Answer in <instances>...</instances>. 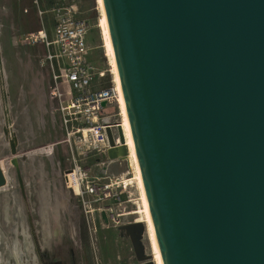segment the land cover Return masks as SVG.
Returning <instances> with one entry per match:
<instances>
[{
  "label": "water",
  "instance_id": "water-1",
  "mask_svg": "<svg viewBox=\"0 0 264 264\" xmlns=\"http://www.w3.org/2000/svg\"><path fill=\"white\" fill-rule=\"evenodd\" d=\"M103 3L163 264H264V0Z\"/></svg>",
  "mask_w": 264,
  "mask_h": 264
},
{
  "label": "rangeland",
  "instance_id": "rangeland-1",
  "mask_svg": "<svg viewBox=\"0 0 264 264\" xmlns=\"http://www.w3.org/2000/svg\"><path fill=\"white\" fill-rule=\"evenodd\" d=\"M0 0V164L8 167V188L0 190V256L3 264H102L138 263L131 237L113 225L111 213L86 214L80 201L68 190L64 173L71 168L58 102L51 99L52 77L46 64L47 48L32 44L31 35L53 33V15L46 13L60 0ZM83 18L90 21L89 44L95 65L109 71L98 28V0H71ZM111 75V74H110ZM108 75L106 84L112 80ZM2 92L5 94L3 95ZM16 142L19 171L11 165L12 148L4 131L7 115ZM8 118V119H9ZM54 146V147H53ZM4 162V163H3ZM93 164V162L91 163ZM110 174L129 171L127 163L112 165ZM128 198H136L133 188ZM136 210L129 204L116 215ZM122 218L125 225L142 222L137 215ZM93 216V217H87ZM137 239L144 256L152 254L148 230ZM149 240V241H148ZM16 246L20 255L15 254Z\"/></svg>",
  "mask_w": 264,
  "mask_h": 264
},
{
  "label": "built area",
  "instance_id": "built-area-1",
  "mask_svg": "<svg viewBox=\"0 0 264 264\" xmlns=\"http://www.w3.org/2000/svg\"><path fill=\"white\" fill-rule=\"evenodd\" d=\"M35 3L38 5L37 0ZM38 10L43 17L45 12L39 5ZM46 13L53 15L51 38L44 30L31 35L30 41L47 48L45 61L53 82L51 99L58 102L56 112L61 114L65 132L64 140L55 145L67 146L71 166L63 175L64 185L80 201L86 214L107 211L112 214L113 225L125 224L122 218L134 217L130 215L132 211L116 215L114 210L132 204L131 198L118 183L124 172L111 175L110 168L127 162L108 157L112 149L109 131L114 147H123L119 132L120 92L112 81L106 84L110 71L99 70L95 65L89 44L92 26L76 3L60 0ZM94 264L102 263L95 260Z\"/></svg>",
  "mask_w": 264,
  "mask_h": 264
},
{
  "label": "bare ground",
  "instance_id": "bare-ground-1",
  "mask_svg": "<svg viewBox=\"0 0 264 264\" xmlns=\"http://www.w3.org/2000/svg\"><path fill=\"white\" fill-rule=\"evenodd\" d=\"M97 7L99 11V19H98V28L101 33V38H102V48L104 50L105 56L107 58V62L109 65V71L112 76L113 84L117 88V90L120 92V108H119V113H120V118H121V125L123 129V133L126 139V146H127V151H128V156H127V164L129 166V171H126L124 175L121 177V181L118 182L121 184L122 188L124 190H128L129 188H133L137 192V197L132 198L131 202L135 204L136 210L131 213L134 215H137L141 223L144 224L145 232L148 230V236L150 239V248L152 252V257L153 260L155 261L156 264H163L157 239H156V234L155 230L153 227L152 219H151V214L149 210V205L147 202L144 186H143V181H142V176L136 156V151H135V146L133 143L132 139V134H131V129L128 121V115H127V110H126V105L124 102V98L122 95V87H121V82L118 74V68L116 64V59H115V54L112 46V41L110 37V32H109V27H108V22H107V17L105 13V8H104V3L103 0H98L97 1ZM0 75L3 77V69L2 65L0 62ZM4 95L5 93L2 92ZM4 98V97H3ZM6 99V97L4 98ZM4 111H8L9 109V104L7 102V99L5 100V105L3 106ZM7 117L6 120V129L4 131L5 135L8 138V142L10 144L14 141V136L12 133V123L10 121V118ZM4 175L7 180V185L3 187L0 190H4L8 188V175H7V170L8 167H6L4 164H0ZM130 214V215H131ZM132 216V215H131Z\"/></svg>",
  "mask_w": 264,
  "mask_h": 264
},
{
  "label": "flooded vegetation",
  "instance_id": "flooded-vegetation-1",
  "mask_svg": "<svg viewBox=\"0 0 264 264\" xmlns=\"http://www.w3.org/2000/svg\"><path fill=\"white\" fill-rule=\"evenodd\" d=\"M138 223H141V222H135V223H132L130 225H125V224H122V223H119L118 226L121 227V229L123 230V232L127 233L131 239L133 240V237L136 239H141L142 238V234H141V230L139 227H136L135 231H131L132 234L130 233V231H127L129 230L130 226H132L133 224H138ZM18 246H16V249H15V254L18 256L19 254V251L17 249ZM0 249H1V244H0ZM34 263L36 264V257H34L33 259ZM0 264H3V259L2 257L0 256Z\"/></svg>",
  "mask_w": 264,
  "mask_h": 264
},
{
  "label": "crops",
  "instance_id": "crops-1",
  "mask_svg": "<svg viewBox=\"0 0 264 264\" xmlns=\"http://www.w3.org/2000/svg\"><path fill=\"white\" fill-rule=\"evenodd\" d=\"M47 32V31H46ZM52 35V34H51ZM4 163V162H3ZM18 255H20V253L18 254Z\"/></svg>",
  "mask_w": 264,
  "mask_h": 264
},
{
  "label": "trees",
  "instance_id": "trees-1",
  "mask_svg": "<svg viewBox=\"0 0 264 264\" xmlns=\"http://www.w3.org/2000/svg\"><path fill=\"white\" fill-rule=\"evenodd\" d=\"M54 5V4H53Z\"/></svg>",
  "mask_w": 264,
  "mask_h": 264
}]
</instances>
